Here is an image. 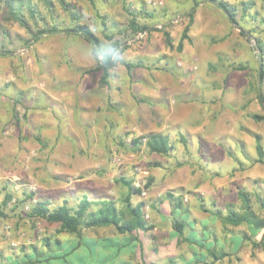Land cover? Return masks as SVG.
Here are the masks:
<instances>
[{"label": "rangeland", "instance_id": "rangeland-1", "mask_svg": "<svg viewBox=\"0 0 264 264\" xmlns=\"http://www.w3.org/2000/svg\"><path fill=\"white\" fill-rule=\"evenodd\" d=\"M7 1L0 0V200L8 191L21 202L7 205L26 213L29 191L42 197L48 156L64 153L61 144L57 149L63 140L55 135L56 149L48 150L52 141L33 126L44 116L53 121L61 115L73 118L69 107L77 99L86 108L75 114L81 124L77 145L91 159L104 152L115 159L117 174L129 164L133 181L140 182L134 187L146 194L153 186L160 191L165 185L158 176L154 185L151 172L180 166L191 172L186 187L178 189L190 203L200 204L201 197L211 206L208 195H215L213 204L225 206L231 214L242 210L245 194L251 209L264 217V163L257 161L256 149L258 140L264 158V79L257 80L254 48L256 38L264 45V0H225L236 7L243 33L210 0H198L192 20L187 13L193 0H63L78 14L74 19L60 0H50L49 6L41 0H11L10 9ZM244 6L249 7L243 11ZM129 12L145 25L142 37L130 29ZM76 23L87 24L99 46H113L116 40L115 47L123 52L125 58L112 68L108 86L99 85L100 72H84L96 62L88 57L90 46L80 35L46 31L33 38L36 30ZM184 29L187 37L179 44ZM164 32L171 37L170 46ZM125 63L133 66L130 74ZM104 95L111 101L109 112L93 111L94 105L103 104ZM45 102L55 108L64 105V113L43 112ZM96 117L98 125L93 124ZM155 120L160 127L166 125L172 145L167 155L149 152L141 140L155 130L149 126ZM120 187L125 186L114 183V190ZM7 225L11 232L9 223L2 229L12 238V233L6 234ZM226 237L236 247L247 239L236 229ZM242 255H248L247 246Z\"/></svg>", "mask_w": 264, "mask_h": 264}, {"label": "crops", "instance_id": "crops-1", "mask_svg": "<svg viewBox=\"0 0 264 264\" xmlns=\"http://www.w3.org/2000/svg\"><path fill=\"white\" fill-rule=\"evenodd\" d=\"M102 99L103 104L100 107L94 105L93 111L100 108L105 113L109 112L111 101H107L106 95ZM54 100L58 101L52 97ZM41 106L43 112L55 109L63 114L65 110L64 105L55 108L47 102ZM84 106L75 99L69 107L71 114L74 113L73 118L61 115L53 121L51 117L44 116L39 125L33 126L40 128L37 131L52 141L48 150L56 149L55 135H59L63 142H57V149L61 144L64 151L58 155L52 152L48 156L47 186L42 197H35L46 202L49 209L66 206L74 216L81 212L82 215L77 216L81 223L74 231L62 230L59 222H50L44 217L28 223L27 214L20 208H10L9 203H4L3 195L0 200V264H264V247L252 244L259 240L262 230L255 231L246 222L230 224L227 208L213 204L217 198L215 195H208L211 206L203 204L205 199L201 197L200 204L190 203L189 197L183 200L178 189L186 187L191 172L189 174L180 166H169L163 173L152 171L154 185L158 176L157 179L170 190L163 187L158 191L153 186L147 188L146 196L142 197L119 181L123 178L136 183L133 171L128 170L129 164L123 167L121 174L119 171L117 174L116 160L107 157L105 152L99 159L86 156L83 146L77 145L81 124L76 122L75 116L86 109ZM100 120L101 123L106 122ZM94 122L99 124L98 117ZM110 126L109 133H112L113 125ZM149 126L155 128L150 132L169 137L164 129L166 125L160 127L158 120ZM179 177L183 178L182 182ZM114 183L125 187L114 190ZM100 215H113L120 220V228L113 223L88 224ZM4 223L12 225V238L5 236ZM126 225L131 227L127 229ZM234 229L239 233L244 231L246 237L249 235L237 247L226 237ZM245 246L248 255L243 257Z\"/></svg>", "mask_w": 264, "mask_h": 264}, {"label": "trees", "instance_id": "trees-1", "mask_svg": "<svg viewBox=\"0 0 264 264\" xmlns=\"http://www.w3.org/2000/svg\"><path fill=\"white\" fill-rule=\"evenodd\" d=\"M41 1L44 4H46L47 6H49L51 4L50 0H41ZM60 1H61V4L63 5V7L69 11L72 19H74L78 16L76 11L69 9V6H70L69 4L65 3L63 0H60ZM210 1L214 2L225 13L226 17L228 18V20L232 24L237 25V27H239L240 31L242 33L244 32L243 31L244 27L240 24L239 20L236 17V7L232 3L225 1V0H210ZM198 3H199L198 0H193V5L187 13L189 20L193 19V14L196 10V6L198 5ZM7 5L10 9L11 0L7 1ZM248 7L249 6H247V7L244 6L243 11H245L246 8H248ZM129 13H130V18L128 21V25H129L130 29L133 32L143 31L145 29V25L139 24L137 19L134 16V14L132 12H129ZM18 14H20V13H18ZM30 14L32 15V12H30ZM9 15L16 18V19H19L18 15L15 14L13 11L11 12L9 10ZM100 17L102 18V23L105 25V22H104L105 17L103 15H100ZM46 31L52 32V33L60 31V32H64L65 34L80 35L89 44L90 49L95 48V47H99L98 37L94 34V32L89 28V26L87 24L76 23L74 25H71V26L68 25V26H65L62 28H58L56 25H52L50 27L49 31L47 29L36 30L33 38L37 39L39 34H42ZM186 32H187L186 29H184V31L182 33V38H181L179 44H181L183 38L187 37ZM245 32L250 35V32L248 29H246ZM105 35L107 36V38L111 39V35H109V34H105ZM164 40H165V43L167 46L171 45V37H170L168 32H164ZM112 44H113V46H117L118 43L116 40H114ZM254 48L258 50V54H257L258 65H257V69H256V73H257L256 76H257V80L259 82H261L264 79V45L262 44V41L259 38H256ZM113 67H114V65H112L110 63L109 64L96 63V65L94 67L88 68L84 72L85 73L100 72V76H99V80H98L99 85L100 86H108ZM125 67L127 69L128 74H130V71L133 68V66L129 63H125ZM258 96H259V99L261 101H263L260 93H258ZM253 116L255 118H261V116L256 115V114H254ZM143 137L146 138L144 143H145L146 149L149 152H154V153H158V154L162 155V154L167 153L169 148L171 147L169 137L166 134L151 132V133H147ZM134 142H135V140H134ZM256 149L259 152V157H258L257 161L264 163L263 154L261 152V145H260L258 140L256 142ZM119 181L124 183V184H127L129 186V188L133 189L135 192H138V193L141 192L140 187H134L133 186V182H130V181L125 180L123 178L119 179ZM150 181H151V178L149 177L147 179V182H146V187L149 186ZM169 195H171V193H169ZM242 195H243V197H242V200H243L242 211L241 212L232 211L231 214H228V216H227L228 222L232 225H237L240 222H246V223H249L250 225H252L253 228L255 229V231H261L262 230L259 240L257 242L253 241L252 244L255 247L256 246L264 247V217L259 216L257 213H255L253 211V209H251V207H250L248 197L245 194H242ZM28 196H29V199H31L32 197H34V193L30 192V195H28ZM11 198H12L11 193H9L7 191L5 196H4V200H5L4 203L8 202ZM172 200L175 202L174 199H172ZM180 201L178 202V204H180ZM20 202H21V200H18V202L16 204L18 205V204H20ZM141 204H143V203H141ZM139 206L140 205H138L137 207H139ZM26 214H27V217H29L31 221H34L37 217H44L46 220H48L50 222L57 221V222H59L62 230H67V231H74L78 228L79 224L81 223V220L78 217H80L82 215V213L79 212V213H77L78 217L74 216L73 214L70 213L69 209L66 206H62V207L56 208V209H49L47 207L46 202H44L41 199H37V198H36L35 203H31L30 209L26 212ZM119 221L120 220H117L115 217H113V215L112 216L100 215L98 217L91 219L88 224L93 225V224H101V223H113V224L117 225L118 228H120L118 225ZM130 227H131L130 225H126L127 229Z\"/></svg>", "mask_w": 264, "mask_h": 264}, {"label": "clouds", "instance_id": "clouds-1", "mask_svg": "<svg viewBox=\"0 0 264 264\" xmlns=\"http://www.w3.org/2000/svg\"><path fill=\"white\" fill-rule=\"evenodd\" d=\"M88 57L99 64H112L119 66L124 60L123 52L115 47L101 45L87 50Z\"/></svg>", "mask_w": 264, "mask_h": 264}, {"label": "built area", "instance_id": "built-area-1", "mask_svg": "<svg viewBox=\"0 0 264 264\" xmlns=\"http://www.w3.org/2000/svg\"><path fill=\"white\" fill-rule=\"evenodd\" d=\"M143 34H144V32H142V31H139L138 33H137V37L139 38V37H142L143 36ZM141 140H143V142H145V140H146V138L145 137H142V139ZM143 174H148V171L147 170H142L141 171ZM140 185V182L139 181H136V183H135V186H139ZM31 188H32V186H31ZM30 191H32V190H30ZM141 194H143V195H145L146 194V190L145 189H142L141 190ZM186 196L184 195L183 196V200H186ZM36 202V197L34 196V197H32L31 199H30V204H26L23 208L25 209V211H28L29 209H30V206H31V203H35ZM8 203L9 204H15L16 203V198L15 197H12L9 201H8ZM5 228H6V234L7 235H9V233H11L10 232V226L9 225H7V226H5ZM12 244H14V243H12Z\"/></svg>", "mask_w": 264, "mask_h": 264}]
</instances>
